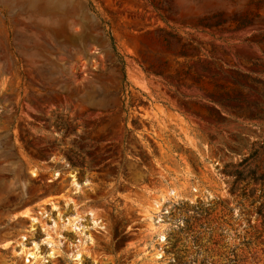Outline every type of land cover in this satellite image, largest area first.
I'll use <instances>...</instances> for the list:
<instances>
[{"label": "rangeland", "instance_id": "rangeland-1", "mask_svg": "<svg viewBox=\"0 0 264 264\" xmlns=\"http://www.w3.org/2000/svg\"><path fill=\"white\" fill-rule=\"evenodd\" d=\"M0 264H264V0H0Z\"/></svg>", "mask_w": 264, "mask_h": 264}, {"label": "bare ground", "instance_id": "bare-ground-1", "mask_svg": "<svg viewBox=\"0 0 264 264\" xmlns=\"http://www.w3.org/2000/svg\"><path fill=\"white\" fill-rule=\"evenodd\" d=\"M26 213V212H25ZM25 215V214H24ZM74 223V222H73Z\"/></svg>", "mask_w": 264, "mask_h": 264}, {"label": "trees", "instance_id": "trees-1", "mask_svg": "<svg viewBox=\"0 0 264 264\" xmlns=\"http://www.w3.org/2000/svg\"><path fill=\"white\" fill-rule=\"evenodd\" d=\"M190 81V80H189ZM192 82V81H191Z\"/></svg>", "mask_w": 264, "mask_h": 264}]
</instances>
